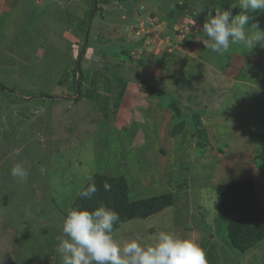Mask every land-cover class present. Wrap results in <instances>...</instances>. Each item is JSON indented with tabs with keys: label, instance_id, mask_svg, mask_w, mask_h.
<instances>
[{
	"label": "rangeland",
	"instance_id": "1",
	"mask_svg": "<svg viewBox=\"0 0 264 264\" xmlns=\"http://www.w3.org/2000/svg\"><path fill=\"white\" fill-rule=\"evenodd\" d=\"M93 1L0 0V264H60L64 214L94 173L123 176L129 199L173 196L121 223L117 241L171 230L207 264H264V238L229 245L215 190L251 178L264 206V47L217 54L199 41L206 13L235 16L237 0ZM250 15L264 30V12Z\"/></svg>",
	"mask_w": 264,
	"mask_h": 264
},
{
	"label": "clouds",
	"instance_id": "2",
	"mask_svg": "<svg viewBox=\"0 0 264 264\" xmlns=\"http://www.w3.org/2000/svg\"><path fill=\"white\" fill-rule=\"evenodd\" d=\"M236 7L241 11L235 16L221 8H215L214 14L213 10L206 13L203 36L199 40L204 48L220 54L233 44L242 45L249 52L258 44L264 47V30L255 23L249 26L250 13L264 12V0H237L231 5ZM10 174L18 180L28 176L23 163H16ZM104 187L107 190L109 185L106 183ZM96 191L93 181L79 195L90 199ZM119 220V214L105 204L93 210L70 209L62 222V235L56 246L60 264H207L199 243L175 231L157 229L151 243L137 239L117 241L113 231Z\"/></svg>",
	"mask_w": 264,
	"mask_h": 264
},
{
	"label": "trees",
	"instance_id": "3",
	"mask_svg": "<svg viewBox=\"0 0 264 264\" xmlns=\"http://www.w3.org/2000/svg\"><path fill=\"white\" fill-rule=\"evenodd\" d=\"M93 4L92 9L94 6ZM111 42L112 40L108 39L104 43H107L108 46H111ZM127 46L129 45L121 47L122 49L116 47V52L118 53V50L127 49ZM120 53L119 56L121 55ZM120 58H125V55L122 54ZM111 59H114V57ZM75 64L73 87L74 92L77 93L81 90L82 80L85 78V73L81 69V59L78 67L77 61H75ZM136 64L138 63L136 62ZM77 71H80L79 79L76 78ZM128 75L129 73H126V76ZM142 75L143 73H141L137 68V74L134 80L141 84L150 85L151 88L157 92L160 91V89L153 86V84L151 85L149 80H142ZM126 79L127 78L125 77L124 80ZM0 86L3 85L0 84ZM160 93L165 92L160 91ZM173 106L176 107L175 105ZM176 110H178L177 107ZM91 178L92 179H88L84 186H82V188L78 191L72 204L65 212V216L72 208L79 207L93 210L99 205L105 204L119 214L120 220L116 225H114L115 230L120 226L121 223L127 220L133 218H145L158 211H161L165 207L171 205L173 202V196L170 193H160L140 199H129L128 184L123 176H111L103 173H94ZM93 181L97 191L90 199L81 197L79 193L86 189ZM106 183L109 185L107 190L104 187ZM215 190L220 199L218 204V212L221 216L225 217L227 222L226 234L229 245L231 248L240 252L249 250L264 238V206H259L256 194L257 192L252 179L247 178L221 182L215 187Z\"/></svg>",
	"mask_w": 264,
	"mask_h": 264
},
{
	"label": "water",
	"instance_id": "4",
	"mask_svg": "<svg viewBox=\"0 0 264 264\" xmlns=\"http://www.w3.org/2000/svg\"><path fill=\"white\" fill-rule=\"evenodd\" d=\"M96 7V0H94V8ZM88 28V27H87ZM86 39V38H85ZM83 48H84V44L82 45V48H81V51H80V54L82 53V51H83ZM80 57H79V59H78V61H77V67L79 66V62H80ZM79 72V71H78ZM77 79H79V76L77 77ZM77 88H78V84H77Z\"/></svg>",
	"mask_w": 264,
	"mask_h": 264
},
{
	"label": "crops",
	"instance_id": "5",
	"mask_svg": "<svg viewBox=\"0 0 264 264\" xmlns=\"http://www.w3.org/2000/svg\"><path fill=\"white\" fill-rule=\"evenodd\" d=\"M223 182V181H222Z\"/></svg>",
	"mask_w": 264,
	"mask_h": 264
}]
</instances>
